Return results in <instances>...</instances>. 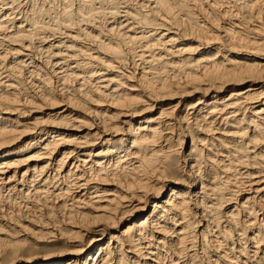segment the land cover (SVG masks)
Instances as JSON below:
<instances>
[{"label": "bare ground", "instance_id": "6f19581e", "mask_svg": "<svg viewBox=\"0 0 264 264\" xmlns=\"http://www.w3.org/2000/svg\"><path fill=\"white\" fill-rule=\"evenodd\" d=\"M0 264H264V0H0Z\"/></svg>", "mask_w": 264, "mask_h": 264}]
</instances>
